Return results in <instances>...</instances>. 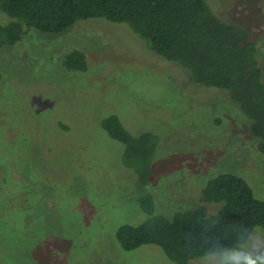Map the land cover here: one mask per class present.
Segmentation results:
<instances>
[{"label": "rangeland", "instance_id": "1", "mask_svg": "<svg viewBox=\"0 0 264 264\" xmlns=\"http://www.w3.org/2000/svg\"><path fill=\"white\" fill-rule=\"evenodd\" d=\"M207 1L249 31L264 70V0ZM124 26L95 18L64 33L32 29L0 48V264H176L155 244L125 251L116 240L122 224L147 214L124 144L101 125L109 113L134 135L158 136L147 185L156 213L200 204L216 213L221 204L202 202L201 190L221 173L246 178L264 199L263 156L240 106ZM73 49L86 55V71L64 66ZM253 240L249 250L264 256V230Z\"/></svg>", "mask_w": 264, "mask_h": 264}, {"label": "trees", "instance_id": "2", "mask_svg": "<svg viewBox=\"0 0 264 264\" xmlns=\"http://www.w3.org/2000/svg\"><path fill=\"white\" fill-rule=\"evenodd\" d=\"M1 11L10 19L0 20V48L17 44L32 29L64 33L95 18L125 24L149 51L185 69L196 85L223 91L237 103L250 121L248 133L264 160V70L257 41L242 25L218 15L207 0H0V17ZM63 62L71 71L88 68L86 55L78 49L68 52ZM60 125L69 129L65 123ZM101 125L124 144L123 162L145 190L140 204L147 218L117 230L116 240L123 250L155 244L176 264H191L205 257L211 241L232 248L239 243L240 232L251 236L250 244L255 233L264 230V199L255 196L246 178L233 173L204 181L201 200L221 204L216 213L209 214L200 204L178 210L173 217L157 214L147 187L155 172L157 134L145 130L134 135L111 113Z\"/></svg>", "mask_w": 264, "mask_h": 264}, {"label": "clouds", "instance_id": "3", "mask_svg": "<svg viewBox=\"0 0 264 264\" xmlns=\"http://www.w3.org/2000/svg\"><path fill=\"white\" fill-rule=\"evenodd\" d=\"M251 236L239 233V243L232 248L225 247L219 240L210 242L204 259L211 264H264V256L249 250Z\"/></svg>", "mask_w": 264, "mask_h": 264}]
</instances>
